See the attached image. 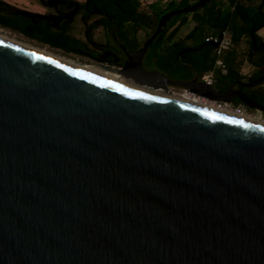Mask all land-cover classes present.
Wrapping results in <instances>:
<instances>
[{
    "label": "water",
    "instance_id": "obj_1",
    "mask_svg": "<svg viewBox=\"0 0 264 264\" xmlns=\"http://www.w3.org/2000/svg\"><path fill=\"white\" fill-rule=\"evenodd\" d=\"M211 1L164 12L127 53L137 87L0 39V264H264V125L166 85L264 106L142 67L168 22Z\"/></svg>",
    "mask_w": 264,
    "mask_h": 264
},
{
    "label": "flooded vegetation",
    "instance_id": "obj_2",
    "mask_svg": "<svg viewBox=\"0 0 264 264\" xmlns=\"http://www.w3.org/2000/svg\"><path fill=\"white\" fill-rule=\"evenodd\" d=\"M1 1L0 5H4V3H2ZM52 1H59L62 4H65L70 11H72L74 7L80 9L81 15L83 17L82 29L80 31H77L81 34L82 37L80 38L71 35V37L74 39V50L68 51L67 53L70 55L79 56L81 59L80 62L88 63L86 65H99L102 67H106L107 69L116 70L119 73L125 64V61L128 59L127 53L136 51L142 45L143 41L154 31L157 25V20L159 18H157L155 24L148 25L145 24L144 21H141L140 18L136 15L124 17L108 16V14L103 9L98 8L95 5H89L88 0H48L47 2L51 3ZM7 10V8L0 6V12L3 11L6 14L20 13L24 15V13H26L27 15H37V13L25 10ZM71 20L69 19V21L66 22L63 18V21L58 23L59 30L62 27H65V29H69ZM139 22L145 27L141 28L138 25ZM170 22H168L165 30L161 33L163 34V36L159 39L160 43L158 42L157 44H154L161 34L149 46L142 62V67L145 72L151 74L157 72L160 75H164L172 80L177 81H191L193 79H196V82L208 85L216 92H225L232 88L233 90L240 91L249 101L261 104L260 100H257L260 98L253 95V93L255 92V87L258 84L251 87L243 86L242 84H240V82H248L253 80H248L245 78L234 79L229 76L227 67L226 72L223 74L215 66V62L218 59H220L224 63L221 56L224 50H227L230 45L226 49L222 50L219 54H217L216 45L213 46L209 40H205V42H202L200 41V38H196L197 40H195V38L186 37L189 31L182 36L179 35V31L181 28L172 35L171 39L168 40V36L171 34L172 29L175 27L178 20H176L171 26L169 25ZM140 32H142V34H140ZM261 42L263 41L261 40L260 42H258V44H256L259 45V43ZM192 49L197 51L199 56H201V54L208 55V60L212 62V67L210 69H213L214 74L212 83L208 84L202 80L203 73L210 69L199 71L198 67L194 66L193 63H190L189 56H187L185 52H190ZM168 53H178L177 61L175 64L169 65L156 61L157 57L154 56V54L166 55ZM263 55L264 47L259 50L253 48L252 51L247 48L246 52L243 54L244 60L241 69L245 65H251L253 69L249 74L251 75L254 72V65L252 61L257 60L258 62H260ZM260 69H262V72L257 78H259L264 73V57L262 61V67L260 66V63L257 66V70L259 71ZM152 76L157 77V75L155 74H152ZM155 82V86H159L158 84L161 83L160 78H158V80H156ZM166 89L170 91V93H175L180 96L188 95L187 97L190 101L201 105H211L217 108L220 104L223 103V101H218L210 97L202 96L193 91L187 90L184 87L172 85L169 83L166 85ZM157 90L159 91V89ZM227 103L230 107L233 108L242 107L247 112L258 110L262 114H264L263 111L257 108L248 107L238 96H235L230 102Z\"/></svg>",
    "mask_w": 264,
    "mask_h": 264
},
{
    "label": "trees",
    "instance_id": "obj_3",
    "mask_svg": "<svg viewBox=\"0 0 264 264\" xmlns=\"http://www.w3.org/2000/svg\"><path fill=\"white\" fill-rule=\"evenodd\" d=\"M195 1L197 0H170L164 6L152 2L149 5L151 11L144 13L141 10L142 0H88V4L103 9L108 16L111 17L136 15L141 21H144L145 24L153 25L157 18L164 12L192 4ZM189 18H191L195 24L187 33L186 37L195 38V40H197L196 38H200V41L205 42L209 32L220 34L221 31L226 30L229 33L230 46L227 50H224L221 58L226 64L230 77L234 79L245 78L254 80L261 74L262 69L258 71L257 66L260 63L262 67L264 55L260 62L257 60L252 61L254 72L249 76H244L241 73V66L245 51H239L236 46L242 39H245L247 48L251 51L253 50L250 36V31L252 29H254L256 43L258 44V42L262 40L258 31L264 28V0H212L201 10L180 14L175 17L169 25L171 26L176 20H178V22L168 36V40L171 39L172 35L175 34ZM0 25L17 29L25 35L48 43L51 46L59 47L67 52L74 50V39L66 33L65 27H62L60 30H52L46 21L34 23L20 13L9 15L1 12ZM162 36L163 34L158 37L154 44L160 43L159 39ZM185 53L189 56L190 63L198 67L199 71H205L212 67V62L208 60L207 54H201V56H199L197 51L193 49ZM177 55L178 53H168L166 55L154 54V56L157 57L156 61L169 65L176 63ZM263 83L264 81L255 87L253 95L259 97L260 99L257 100H260L261 104L264 106V86L261 87Z\"/></svg>",
    "mask_w": 264,
    "mask_h": 264
},
{
    "label": "rangeland",
    "instance_id": "obj_4",
    "mask_svg": "<svg viewBox=\"0 0 264 264\" xmlns=\"http://www.w3.org/2000/svg\"><path fill=\"white\" fill-rule=\"evenodd\" d=\"M47 1L48 0H2L1 2L4 3V5H0V6L7 8L8 9L7 11H15V9H19V10H25V11L37 13V15H27L26 13H24V16L26 18H28L31 22H34V23H41L43 21L44 22L46 21V22H48V24L52 30H59L58 23L63 21V18L66 22L69 21V19L71 20L73 18L71 20V24H70L69 29H66V33L70 36L72 35V36H76V37L81 38L82 37L81 34L77 32V31H80L82 29V22H83V17L81 15L80 9H77L74 7L72 9V11H70V10H68L69 8L65 4H62L59 1H57V2L52 1L51 3L47 2ZM169 1L170 0H142L141 10L143 13L149 12V11H151V8L149 7V5L152 2L153 3L155 2L156 4H160V5L164 6ZM190 1H193V0H190ZM201 9H199V10H201ZM1 13L6 14L3 11H1ZM9 15H13V14H9ZM180 17H178V18H180ZM194 24H195L194 21L191 18H189V20L181 27V29L179 31V35L182 36L186 32L190 31L193 28ZM138 25L141 28L145 27L140 22L138 23ZM0 31L3 34H5L6 36L12 37L16 40H19V41H22L25 43H29L35 47L48 50L54 54L63 56L67 59H70V60L76 62V63L88 64V63L80 62L81 59L77 55L76 56L70 55L67 53V51H65L59 47L51 46L48 43L42 42L36 38H32L28 35H25L23 32H20L17 29L4 27V26L0 25ZM226 33H227L226 34L227 37L229 38V33L228 32H226ZM140 34H142V32H140ZM211 34H214V33L209 32V34L207 36H209ZM258 34L260 35L262 41L264 42V28L259 30ZM236 48L239 51H245L246 52V50H247L246 40L242 39L240 41V43L236 46ZM252 70L253 69H252L251 65L250 66L245 65L241 69V73L244 76H247L250 74V72ZM263 86H264V83L261 85V87H263ZM247 113L248 114H246V113L245 114L248 116H251V117H254V118H257V119L264 121V114H262L258 110H253V111H250Z\"/></svg>",
    "mask_w": 264,
    "mask_h": 264
},
{
    "label": "bare ground",
    "instance_id": "obj_5",
    "mask_svg": "<svg viewBox=\"0 0 264 264\" xmlns=\"http://www.w3.org/2000/svg\"><path fill=\"white\" fill-rule=\"evenodd\" d=\"M0 39L2 40H5V41H8V42H11V43H14V44H17L19 46H22V47H25V48H28V49H31V50H34V51H37L39 53H42V54H45L47 56H50V57H53L55 59H58V60H61L63 62H66V63H69V64H72L74 66H77V67H80V68H83V69H86V70H89V71H92L96 74H99L105 78H108V79H111L113 81H121L127 85H130L132 87H137L138 85H136L132 80H129L125 77H123L119 72H117L116 70H111V69H105V68H102L100 67L99 65H86V64H79V63H76L70 59H67L63 56H60V55H57V54H54L48 50H45V49H41V48H38V47H35L29 43H25V42H22V41H19V40H16L12 37H9V36H6L5 34H3L1 31H0ZM165 96L168 98V99H171V100H176V101H179V102H183V103H186V104H190V105H194V106H197V107H201V108H205V109H209V110H212V111H216V112H219V113H223V114H227V115H230V116H234V117H237V118H241V119H245V120H248V121H252V122H255V123H259V124H262L264 125V121L260 120V119H257V118H254V117H251V116H248L246 115L245 113H238L237 111L235 110H231V109H227V108H222V107H213V106H208V105H201V104H198V103H195L193 101H190L188 99V95H178V94H175V93H166ZM180 97V98H179Z\"/></svg>",
    "mask_w": 264,
    "mask_h": 264
},
{
    "label": "built area",
    "instance_id": "obj_6",
    "mask_svg": "<svg viewBox=\"0 0 264 264\" xmlns=\"http://www.w3.org/2000/svg\"><path fill=\"white\" fill-rule=\"evenodd\" d=\"M226 32H227L226 30L221 31L220 34H211L206 38V40H209L211 43L216 44L217 54H219L222 50L226 49L230 45V39L227 37ZM215 66L221 73L224 74L226 72V66L220 59L216 60ZM213 79H214L213 69L206 71L202 75V80L205 83H208V84L212 83ZM219 107L235 110L238 113H247V111L243 109L242 107H235V108L230 107L227 102H223L222 104L219 105Z\"/></svg>",
    "mask_w": 264,
    "mask_h": 264
}]
</instances>
